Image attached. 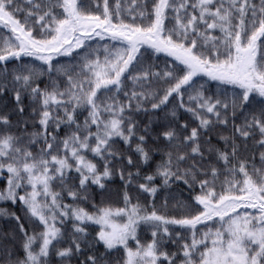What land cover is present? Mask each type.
Listing matches in <instances>:
<instances>
[{
    "label": "snow or ice",
    "instance_id": "obj_1",
    "mask_svg": "<svg viewBox=\"0 0 264 264\" xmlns=\"http://www.w3.org/2000/svg\"><path fill=\"white\" fill-rule=\"evenodd\" d=\"M0 264H264V0H0Z\"/></svg>",
    "mask_w": 264,
    "mask_h": 264
}]
</instances>
